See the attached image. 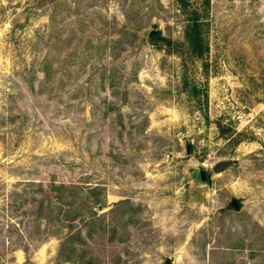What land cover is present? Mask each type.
Listing matches in <instances>:
<instances>
[{
	"label": "rangeland",
	"instance_id": "374dc122",
	"mask_svg": "<svg viewBox=\"0 0 264 264\" xmlns=\"http://www.w3.org/2000/svg\"><path fill=\"white\" fill-rule=\"evenodd\" d=\"M186 16L0 0V264H70L72 186L95 264H264V0H211L201 57Z\"/></svg>",
	"mask_w": 264,
	"mask_h": 264
},
{
	"label": "trees",
	"instance_id": "16d2710c",
	"mask_svg": "<svg viewBox=\"0 0 264 264\" xmlns=\"http://www.w3.org/2000/svg\"><path fill=\"white\" fill-rule=\"evenodd\" d=\"M182 12L187 16L186 23L184 26V38L187 42L188 49L191 54L198 57L203 56L207 49L206 38H205V21L204 16L206 15V10L210 6L211 0H176ZM160 35V32L157 33ZM221 127V126H220ZM97 187V186H96ZM96 187L90 188L88 192L90 195L87 197H82V201L78 202L77 195L80 191L76 192V187L72 186L69 188L74 194L73 200L70 202V207L66 211V218L70 221L69 233L61 237L58 258L63 262H68L70 264H95V257L91 255L87 248H85L86 240L92 238L98 229L102 228L103 215L94 210L89 212L85 210L84 203L89 201L97 190ZM85 198V199H84ZM92 204H97L100 208L104 205V202H99L94 200ZM120 208H128L129 202L122 201L119 203ZM118 206V205H117ZM44 208L43 203H41L40 211ZM113 211V210H111ZM61 213V211H60ZM123 214V215H124ZM77 220V224H76ZM127 221H125L126 225ZM110 233L113 234L116 230L113 225L110 226ZM113 239V238H112Z\"/></svg>",
	"mask_w": 264,
	"mask_h": 264
},
{
	"label": "water",
	"instance_id": "95a60500",
	"mask_svg": "<svg viewBox=\"0 0 264 264\" xmlns=\"http://www.w3.org/2000/svg\"><path fill=\"white\" fill-rule=\"evenodd\" d=\"M153 33V32H152ZM231 205L233 206V208L238 209L239 208V204L238 201L236 199L232 200Z\"/></svg>",
	"mask_w": 264,
	"mask_h": 264
}]
</instances>
